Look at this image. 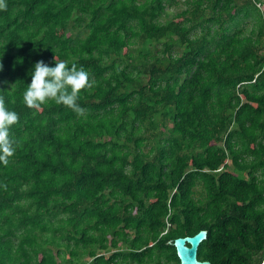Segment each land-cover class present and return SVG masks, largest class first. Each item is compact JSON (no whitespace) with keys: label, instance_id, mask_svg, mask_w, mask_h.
<instances>
[{"label":"trees","instance_id":"16d2710c","mask_svg":"<svg viewBox=\"0 0 264 264\" xmlns=\"http://www.w3.org/2000/svg\"><path fill=\"white\" fill-rule=\"evenodd\" d=\"M5 2L0 98L19 122L0 264H180L169 242L204 230L200 261L263 264L264 0ZM55 58L89 74L80 113L23 103ZM225 137L246 140L230 149L255 156L250 178L215 173Z\"/></svg>","mask_w":264,"mask_h":264},{"label":"clouds","instance_id":"9594fccd","mask_svg":"<svg viewBox=\"0 0 264 264\" xmlns=\"http://www.w3.org/2000/svg\"><path fill=\"white\" fill-rule=\"evenodd\" d=\"M7 10L5 0H0V11ZM0 71L3 65L0 64ZM31 83L23 92L24 105L39 112L49 102L65 106L80 113L83 109L78 103L82 91L92 87L89 74L82 67L68 65L55 58L54 66L43 61L36 62L29 73ZM19 122L18 114L10 110L3 98H0V165L7 166L17 151V140L11 135V129Z\"/></svg>","mask_w":264,"mask_h":264},{"label":"flooded vegetation","instance_id":"af4514ba","mask_svg":"<svg viewBox=\"0 0 264 264\" xmlns=\"http://www.w3.org/2000/svg\"><path fill=\"white\" fill-rule=\"evenodd\" d=\"M259 55L261 56V60L264 63V45L261 47L259 51ZM264 70V66H263ZM258 93L261 95V99L259 101L260 107H261V112H264V89H261ZM262 122H264V113L262 114ZM236 125H233L230 129V131H233L235 129ZM229 131V132H230ZM260 137H258L257 141L254 143L258 142L259 145V153H258V159H263L261 162L260 166L258 167V170L256 171L257 177L260 178V180H264V124H263V129L259 133ZM229 138L225 137V139L221 142L218 143L219 149L223 150L226 154V161L225 163L221 166V168L215 173L217 174H223V173H232L233 175L237 176H243V177H248L250 178L251 173L253 172L252 169H250V165L255 159V156L249 155V153L241 155V157H238L236 159V156L233 154L231 149H234L238 153H241L244 150V142L246 140H240V139H234L232 141L231 149L227 147V142ZM244 169V170H241ZM207 232V239L209 238L210 234L212 233L211 230H204ZM201 232V231H200ZM204 243V242H203ZM199 251V250H198ZM199 260V259H198ZM200 261V260H199Z\"/></svg>","mask_w":264,"mask_h":264},{"label":"water","instance_id":"95a60500","mask_svg":"<svg viewBox=\"0 0 264 264\" xmlns=\"http://www.w3.org/2000/svg\"><path fill=\"white\" fill-rule=\"evenodd\" d=\"M206 240L207 232L201 231L194 236L178 238L174 241H170L169 244L175 247L180 264H211L207 261L198 260L199 247Z\"/></svg>","mask_w":264,"mask_h":264},{"label":"rangeland","instance_id":"374dc122","mask_svg":"<svg viewBox=\"0 0 264 264\" xmlns=\"http://www.w3.org/2000/svg\"><path fill=\"white\" fill-rule=\"evenodd\" d=\"M260 7V6H259ZM249 26V25H248ZM85 261H90V259L86 258Z\"/></svg>","mask_w":264,"mask_h":264}]
</instances>
